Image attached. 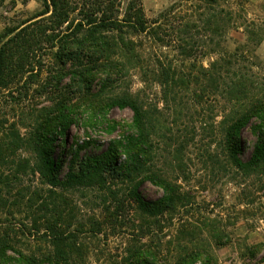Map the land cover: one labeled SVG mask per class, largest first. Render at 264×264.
<instances>
[{
	"label": "rangeland",
	"instance_id": "rangeland-1",
	"mask_svg": "<svg viewBox=\"0 0 264 264\" xmlns=\"http://www.w3.org/2000/svg\"><path fill=\"white\" fill-rule=\"evenodd\" d=\"M142 2L150 33L130 34L134 50L118 55L123 75L107 85L96 78L92 91L101 105L86 114L80 100L79 120L58 131L53 158L65 176L78 171L83 157L119 145L133 112L108 103L132 94L146 111L139 128L148 143L145 166L128 176L108 170L65 190L44 180L36 125L67 113L62 105H73L81 88L70 77L49 79L69 67L57 61L56 50L43 52L39 81L24 102L7 108L8 129L0 133V243L10 245L4 264H19L21 253L39 264H136L139 249H150L156 264H174L195 250L210 253L211 264H264V165L237 168L225 140L252 95L264 93V0ZM43 9L42 0H0V37ZM214 12L224 15L219 27L211 22ZM257 137L250 126L244 130L243 161ZM152 176L178 193L165 215H150L133 197L136 188L147 200L163 196Z\"/></svg>",
	"mask_w": 264,
	"mask_h": 264
},
{
	"label": "trees",
	"instance_id": "trees-1",
	"mask_svg": "<svg viewBox=\"0 0 264 264\" xmlns=\"http://www.w3.org/2000/svg\"><path fill=\"white\" fill-rule=\"evenodd\" d=\"M42 1L44 9L39 14L18 26L8 27L0 37V133L4 135V131L8 129L6 124L9 119L5 117L7 108L13 109L17 104L24 102L33 84L39 81L41 73H35V70L39 69V66L42 67L43 52L56 50L54 57L62 66L69 67L68 73L64 71L65 76L59 74V77L55 75L49 79H56V83H60L70 77L73 85L81 88L75 93L82 95H78L79 99L73 105H62L68 110L67 113L46 115L45 119H42L43 122L36 125L34 144L43 158L44 164L40 172L44 180L55 188L65 190L93 181L98 174L108 170L127 176L133 172H141L146 163L144 158L148 143L139 128L145 121L146 111L132 94L108 103V109L118 107L132 110V126L123 128L124 131L129 129L128 133L125 131L126 135L115 148L111 147L105 152L80 159L77 172L70 171L65 176L60 175L61 161L53 158V141L58 131L66 133L71 124L79 120L80 100L87 102L85 107L89 111H86V114L101 105L99 95L92 91L96 78L102 79L107 85L115 82V76L123 75L124 66L118 55L134 50L136 42L134 38H129L130 34L141 38L150 33L151 21L146 16L142 0H130L125 11L122 9L124 0ZM223 16L222 13L214 12L210 16L211 22L219 27ZM164 72L163 74H166V70ZM249 126L258 137L249 159L243 161V133ZM116 129L115 126L114 130ZM225 140L228 158L237 168L252 170L264 165V93L252 95L248 109L239 113L227 128ZM3 150V138L0 137V158ZM122 156L125 159L120 162ZM151 180L162 187L163 196L154 201L147 200L138 191L139 188H136L133 191L134 199L152 216L173 211L178 193L166 180L160 181L154 176ZM9 246L8 242L0 243V264L9 259L6 254ZM139 250L134 255L136 264H156L150 249ZM20 255L21 264H39L35 256H25L24 253ZM56 256L65 260L62 253L53 255L55 259ZM211 260L210 253L195 250L177 256L174 264H211ZM56 261V264H60Z\"/></svg>",
	"mask_w": 264,
	"mask_h": 264
}]
</instances>
